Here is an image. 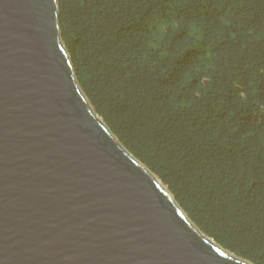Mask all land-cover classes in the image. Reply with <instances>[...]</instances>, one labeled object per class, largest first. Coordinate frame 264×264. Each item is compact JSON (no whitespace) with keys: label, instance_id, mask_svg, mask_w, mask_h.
Returning a JSON list of instances; mask_svg holds the SVG:
<instances>
[{"label":"trees","instance_id":"16d2710c","mask_svg":"<svg viewBox=\"0 0 264 264\" xmlns=\"http://www.w3.org/2000/svg\"><path fill=\"white\" fill-rule=\"evenodd\" d=\"M93 112L198 229L264 264V0H59Z\"/></svg>","mask_w":264,"mask_h":264},{"label":"water","instance_id":"95a60500","mask_svg":"<svg viewBox=\"0 0 264 264\" xmlns=\"http://www.w3.org/2000/svg\"><path fill=\"white\" fill-rule=\"evenodd\" d=\"M0 264H251L93 112L59 0H0Z\"/></svg>","mask_w":264,"mask_h":264}]
</instances>
